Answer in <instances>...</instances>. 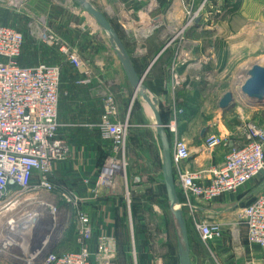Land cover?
I'll list each match as a JSON object with an SVG mask.
<instances>
[{"label": "built area", "instance_id": "2783aa9c", "mask_svg": "<svg viewBox=\"0 0 264 264\" xmlns=\"http://www.w3.org/2000/svg\"><path fill=\"white\" fill-rule=\"evenodd\" d=\"M132 1L143 4L140 8L143 15L159 8L157 0ZM180 1L185 2V10L188 12L187 5L194 0ZM156 20L149 19L146 25L149 29L143 33L145 37H150L157 28ZM180 34L181 31L169 38L166 45L176 38L184 40ZM49 38L48 43L51 44L52 37ZM23 45V33L16 27L0 22V237L10 231L3 241L12 239L15 231L11 230L17 227L14 222L25 213L29 214L32 209H40L39 217L43 212L58 211L52 203L45 204L42 201L28 209L34 197L27 195L42 190L50 191L53 183L49 176L53 165L66 156L64 141L58 133L61 72L58 66L44 62L22 65ZM60 51L65 53L73 68L79 69L82 66V58L75 51L64 45ZM176 58L180 59L178 55ZM175 69L174 65L166 80L167 88L172 91L181 85L182 80ZM90 82L89 78L76 80L78 85ZM107 104L108 110L115 114L113 97L107 98ZM182 112L181 108L172 106L165 129L172 136L173 172L180 193V208L185 218H188L204 243L222 238V225L200 218L195 202L211 203L223 195L237 193L255 179H261L263 184L260 193L238 209L237 217L245 229L247 245L264 249V114L259 121L246 120L236 136L207 133L201 145L193 152L188 142L177 135V122ZM126 133L127 123L117 117L99 124V137L109 144L110 152L98 169L94 195L99 191L103 177L111 179L114 175L122 177L124 174V170L122 174L118 169L119 163L115 156L122 154L123 159ZM220 147L225 148V153L219 161L214 162L213 153ZM192 152H202L208 161L198 169L181 167L190 159ZM105 186L117 190L115 183L108 182ZM61 197L64 204L59 209L67 208L63 231L69 229L67 233L72 234L75 248L53 252L44 264H113L118 250L115 234L104 232L94 235L90 218L81 208L85 202L84 197L72 191L62 193ZM20 203L22 211L25 210L22 214L16 209ZM157 264H160V260Z\"/></svg>", "mask_w": 264, "mask_h": 264}, {"label": "rangeland", "instance_id": "374dc122", "mask_svg": "<svg viewBox=\"0 0 264 264\" xmlns=\"http://www.w3.org/2000/svg\"><path fill=\"white\" fill-rule=\"evenodd\" d=\"M90 1L95 6L101 7L121 36L124 34L119 28L120 25L130 29L134 23L143 25L144 22L149 23V19L154 21L157 18V28L154 29L153 36L149 39V47H153V50L162 46L172 36L175 37L179 31H181L180 37H183L184 40L192 37L209 38L216 34V41H220L218 53H222L221 50H223L218 67L200 75L194 74L183 77L184 82L181 80L180 88L174 90L175 96L180 99L179 104L183 105L181 109L185 120L184 123L177 125L178 136H181V133L195 132V130L197 135V129L201 125L214 122H217L219 126L215 133L220 136H227L234 131L227 133L226 129L232 130L239 125L242 126L246 120L259 119L264 114L263 111H256L255 107L247 105L245 97L240 91L251 65L264 66V0H194L190 5H187L188 12L185 10V2L179 1L175 4L169 2L167 5H162L155 11L144 15L140 11L143 4L132 0ZM204 1H206L204 6L199 10ZM76 8L81 11L74 0H0V22L16 27L24 35L20 60L22 64L33 65L37 62H44L58 66L61 72V61L52 59L59 53L54 41L57 40V37L62 38L63 43L60 45L66 47L65 44L69 40L67 25L70 22H82L84 20L81 16L75 17L73 12L76 11ZM81 13L87 16L93 25H97L88 14L82 11ZM195 23L201 32L194 28ZM185 25L187 26L181 29ZM221 33L227 34L225 40L220 37ZM46 35L47 40H45ZM49 36L52 37L51 44L48 43L50 41ZM122 38L125 39V36ZM231 41L233 42L230 43ZM59 43L61 42L58 40ZM229 46H233V50L227 51ZM223 47L226 49H221ZM227 92L232 94L235 106L222 114L218 102ZM126 100L127 103H124V107L119 113L121 116L119 119L127 123L124 156L122 159L120 153L117 156L113 155L118 163L123 165L124 161V174L122 177L121 175H114L111 179L103 177L99 190L101 191L102 188L109 189L105 186L108 182L115 183L117 189H121L124 198L122 204L126 210L125 224L127 229L132 231L133 236L129 239V246L138 249L137 246L140 244L150 254L157 252L156 259L160 260L165 257L162 254L163 251H175L176 246L161 176V146L154 128L150 124L153 122L150 109L145 106L146 111H142L138 96L132 99L129 105L128 99ZM157 102L159 112H163V116H165L167 104L163 100ZM65 158L66 156L64 160ZM104 158L100 161L98 169ZM54 165L53 167H55ZM51 172H53V168ZM95 177L96 182L99 177L97 173ZM51 182L53 187L50 191L42 190L36 194L27 195V197H34L30 200L31 205L28 209L36 206L40 201L45 204L47 202L48 204L52 203L58 210L59 207L63 206L64 200L61 194L67 193L69 189L61 181ZM258 183H253V186L252 183L251 186L250 184L245 185V188L250 186L247 192L255 191ZM241 191L240 193L237 192L238 196L237 194L226 195L233 198L228 201H222V196L213 201V206L236 203V206L230 210L220 211L213 215V220L220 223L224 230L230 228V223L240 226L237 211L248 202V200L234 198L235 196H242L244 192L242 189ZM16 209L19 210V214L25 211H22V203ZM64 209L67 211L66 207ZM229 211L230 213L236 211V214L232 212L233 214L229 215V220H225ZM186 221L189 237L195 236L193 233L195 231L187 217ZM68 230L63 231V239L57 246V251L75 248V244L72 243V234L67 233ZM191 244L195 246L193 239ZM232 247L233 252L237 250L238 246L235 244ZM256 250L261 253L264 252V249Z\"/></svg>", "mask_w": 264, "mask_h": 264}, {"label": "crops", "instance_id": "0c3cea01", "mask_svg": "<svg viewBox=\"0 0 264 264\" xmlns=\"http://www.w3.org/2000/svg\"><path fill=\"white\" fill-rule=\"evenodd\" d=\"M157 1L159 7H161L162 5H167L169 2L175 4L180 0ZM92 5L111 23L110 18L106 16L101 7L95 6L93 3ZM75 10L73 12L75 17L81 16L84 20L82 22H70L67 25L66 30L68 31L69 40L64 44L69 50H73L80 55L83 62L82 66L79 69H75L69 64L65 53L60 51L59 48V46H62L60 44L63 43L62 38L57 37V40L54 41V45L58 47L59 53L52 57V59L61 61L58 133L65 144L66 158L65 160L63 159L64 161L61 160L54 165L55 167H53V172L50 174V179L51 181L65 183L69 191L85 198V202L81 205V208L90 218L94 235L104 232L116 233L118 250L113 264H157L159 261L156 259L158 256L157 252H153V257V253H148V250L143 249V246L140 244L137 246L138 249L129 246V239L130 237L133 238V236L132 231L130 232L125 224L126 210L122 204L124 198L121 189L109 190L102 188L96 195L93 194L99 161L110 152L109 144L99 137L98 126L103 121H112L115 117L119 118V113L122 107H124V103H127L126 99H128V105L132 101V88L126 79L115 52L111 48L107 35L98 25H93L87 16L81 13L82 10L80 11L77 8ZM144 23L143 25L140 23H131L130 29L120 25L119 28L122 30L125 39L122 38L124 36L119 34L117 28L112 23L111 25L122 40L137 73H144L143 84L146 86L150 95L157 101L160 102L163 100L167 104L165 109L168 123L172 106L177 108H182L183 106L179 104L180 99L175 96V92L166 86V80L171 75L172 67L174 65L176 66L175 70L182 77L181 79L194 74L200 75L218 67L223 50H221L222 53H218L220 51V41H216V34L209 38H187L185 41L175 39L171 44L166 45V42L153 50V47H149V39L153 35L145 37L140 34V29L144 27ZM194 28L198 32H201L197 23H195ZM220 37L223 40L227 37V34L221 33ZM58 40L61 43L58 44ZM232 47H227V51L233 50ZM221 49L226 48L223 47ZM177 55L180 59L176 58ZM86 78L90 79L91 82L89 84H76V80ZM109 96L113 97L115 101V114H112L108 110L107 98ZM140 102L142 111H146L145 106L147 105L141 98ZM181 116L182 114L178 118L177 125L185 122L184 117ZM257 119L253 118L249 120L259 121L261 118L259 117ZM152 123L150 124L152 125ZM205 127L208 128L207 133H215L219 128L217 122L206 123L197 129L198 137L196 130L195 132L180 134V137L188 142L193 152L202 143L203 137H200V134L201 130ZM240 129L241 125L232 128V130L226 129V131L227 133L234 131L230 135L236 136ZM193 152L190 159L182 164L181 167L186 166L190 167V169H198L200 165L208 161V158L202 152L198 154H193ZM224 153L225 148H217L213 153V161H219ZM255 182H259L255 191L247 192L251 183L253 186ZM248 184H250L249 187L245 188L243 186L244 188H241L244 192L243 194L241 193L242 196L237 197L239 194L235 193L237 196L234 197L233 195V197L243 199L244 201L248 200V202L255 198L260 193L263 182L261 179H255ZM241 189L237 192H242ZM222 197V201L233 199L226 195ZM213 203L196 201L195 206L198 216L213 220L214 214L220 211L230 210L236 206L234 202L228 205L224 204L225 206H213ZM232 212L230 213L229 211L225 220H229V215H232ZM234 214H236V211ZM233 224L230 223L231 229L224 230L222 238L215 239L209 243H204L194 230V238L189 237L191 264H264V252L261 253L259 250H256L259 249L258 247L248 246L245 239L244 227ZM192 239L195 242V246L191 244ZM73 241L74 238H72L74 245L75 242ZM235 244L238 246L237 250L232 252V246ZM174 249L175 251L166 250L162 252L165 257L160 259L161 264L163 262L164 264H179L177 243ZM162 254L160 253V255Z\"/></svg>", "mask_w": 264, "mask_h": 264}, {"label": "water", "instance_id": "95a60500", "mask_svg": "<svg viewBox=\"0 0 264 264\" xmlns=\"http://www.w3.org/2000/svg\"><path fill=\"white\" fill-rule=\"evenodd\" d=\"M74 2L83 12L93 18L107 35L111 48L115 52L132 88V99L136 95L139 96L152 113V126L161 146V176L166 194L167 209L176 237L179 264H191L186 218L180 208L173 172L172 143L162 122L157 100L150 95L143 84L144 73H137L130 55L109 20L89 0H74ZM246 75L247 78L240 88L245 97V103L255 107L256 111L264 112V66L253 64ZM218 106L222 114L230 111L235 106L232 94L230 92L225 93L219 99ZM207 132L208 128L205 127L201 130L200 137H204ZM66 216L67 211L65 209H59L55 213L43 212L40 217L32 219L27 229L20 230L9 241H3V238L10 231L6 232L0 237V264H44L48 256L56 251L63 239V226Z\"/></svg>", "mask_w": 264, "mask_h": 264}, {"label": "bare ground", "instance_id": "6f19581e", "mask_svg": "<svg viewBox=\"0 0 264 264\" xmlns=\"http://www.w3.org/2000/svg\"><path fill=\"white\" fill-rule=\"evenodd\" d=\"M144 24H145V26L140 29V34L141 35H143V33H145L144 31L146 29H149L148 27H146V25H148L149 23H144ZM150 29H151V27H150ZM118 165H119L118 169L122 173L123 172V165L121 163H119ZM38 211H40V209H38V208L32 209L31 212H29V214L25 213L24 216L21 217L17 222H14L15 226H17V227L15 229H13L15 232H14V234L12 236L18 234L20 232V230H23L25 228L27 229L29 227V223L32 221V219L39 217V212ZM20 221H22V222H20ZM12 236H10V237H12Z\"/></svg>", "mask_w": 264, "mask_h": 264}, {"label": "trees", "instance_id": "16d2710c", "mask_svg": "<svg viewBox=\"0 0 264 264\" xmlns=\"http://www.w3.org/2000/svg\"><path fill=\"white\" fill-rule=\"evenodd\" d=\"M20 63H21V61H20ZM22 64V63H21ZM23 65V64H22ZM163 112H160V115H161V119H162V122H163V124L165 125L166 123H167V115L165 114V116H163ZM183 116V115H182ZM181 116V117H182ZM167 132V134H168V136H169V139H170V142L172 143V136L170 135V133L168 132V131H166ZM100 161H101V159H100ZM100 161H99V163H100ZM177 189V188H176ZM177 193H178V197H179V200H180V193H179V190L177 189ZM186 224H187V221H186ZM114 234H115V236H116V233L114 232ZM116 239H117V237H116ZM118 245V244H117ZM57 251V250H56Z\"/></svg>", "mask_w": 264, "mask_h": 264}]
</instances>
